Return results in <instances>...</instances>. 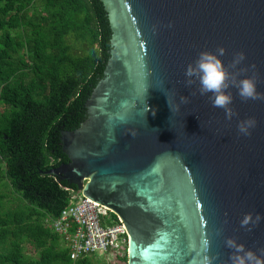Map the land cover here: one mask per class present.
I'll list each match as a JSON object with an SVG mask.
<instances>
[{
    "label": "water",
    "instance_id": "water-1",
    "mask_svg": "<svg viewBox=\"0 0 264 264\" xmlns=\"http://www.w3.org/2000/svg\"><path fill=\"white\" fill-rule=\"evenodd\" d=\"M91 1L100 55L49 129L46 145L59 160L44 172L122 220L127 264H202L205 239L208 254L220 253L216 264H230L229 237L264 247V219L252 232L241 227L247 213L264 216V102H243L230 88L238 115L229 121L198 84L184 83L199 52L222 46L226 65L246 54L241 67L255 64L264 92V0ZM161 82L174 104L188 98L179 112ZM249 117L256 126L241 135Z\"/></svg>",
    "mask_w": 264,
    "mask_h": 264
},
{
    "label": "trees",
    "instance_id": "trees-1",
    "mask_svg": "<svg viewBox=\"0 0 264 264\" xmlns=\"http://www.w3.org/2000/svg\"><path fill=\"white\" fill-rule=\"evenodd\" d=\"M100 49L91 0H0V178L26 202L9 210L0 191V264H97L95 254L71 259L48 225L79 190L44 171L59 160L46 145L49 129L93 73ZM120 257L112 264H127V252Z\"/></svg>",
    "mask_w": 264,
    "mask_h": 264
},
{
    "label": "clouds",
    "instance_id": "clouds-1",
    "mask_svg": "<svg viewBox=\"0 0 264 264\" xmlns=\"http://www.w3.org/2000/svg\"><path fill=\"white\" fill-rule=\"evenodd\" d=\"M227 54L224 47H217L213 51H201L198 53L197 58L192 63H189L184 71L185 86L191 88L193 85L198 84L197 89L200 96H207L213 108L223 109L225 112L226 120L231 121L238 113L231 106L233 104L234 96L230 88H235L236 94L243 102L261 101L264 102V92L258 91V83L260 78L256 72L255 64L248 67H241L242 63L246 60L244 52H236L233 58L226 65L222 57ZM251 72V75L248 73ZM163 92L167 98V103L172 114L179 112L181 104H187L188 98L186 96L180 97V103L174 104L172 97L169 95V90L163 86L157 88ZM211 93V95H208ZM196 93L193 92L192 95ZM155 115V111H153ZM254 117H249L240 120L237 129L241 135L250 136L251 129L256 126ZM130 134L133 138L138 135V131L132 130ZM264 216L260 214L247 213L241 220V227L246 228L247 231L252 232L257 227ZM221 230H217L216 235H220ZM225 246L231 249L229 256L230 264H264V247L257 250L249 249L244 243L238 242L237 238L229 237L225 241ZM211 241L205 239L203 241V256L202 264H216L220 259V253L216 255L210 253ZM221 264H224L221 261Z\"/></svg>",
    "mask_w": 264,
    "mask_h": 264
},
{
    "label": "built area",
    "instance_id": "built-area-1",
    "mask_svg": "<svg viewBox=\"0 0 264 264\" xmlns=\"http://www.w3.org/2000/svg\"><path fill=\"white\" fill-rule=\"evenodd\" d=\"M71 193V202L59 215L49 217L47 223L59 234L71 259L95 254L97 251L114 253L127 245V232L122 220L108 216V207L83 195L81 190Z\"/></svg>",
    "mask_w": 264,
    "mask_h": 264
},
{
    "label": "rangeland",
    "instance_id": "rangeland-1",
    "mask_svg": "<svg viewBox=\"0 0 264 264\" xmlns=\"http://www.w3.org/2000/svg\"><path fill=\"white\" fill-rule=\"evenodd\" d=\"M2 105H0V109H2ZM0 191L3 192L6 196L4 198V205L7 209L9 210H15L18 208L23 207L26 202L21 199V197L19 196V193L17 191H15L11 185L9 184V182L7 181V179L5 177H1L0 178ZM109 218L112 219L111 214H108ZM25 250L28 254L31 255H36L35 250L32 248V246L28 243L25 244ZM127 249H125L124 247L120 248L119 250H116L114 253L113 250L111 251H100V252H96L95 255V262L97 264H101L103 262L112 264L114 262H121V255L124 254V252ZM119 253L118 257H114V254Z\"/></svg>",
    "mask_w": 264,
    "mask_h": 264
}]
</instances>
